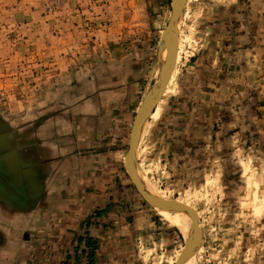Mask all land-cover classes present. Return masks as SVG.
<instances>
[{
    "label": "rangeland",
    "instance_id": "obj_1",
    "mask_svg": "<svg viewBox=\"0 0 264 264\" xmlns=\"http://www.w3.org/2000/svg\"><path fill=\"white\" fill-rule=\"evenodd\" d=\"M173 7V0H0V112L19 125L25 111L120 60L135 89L134 121L157 80V47ZM181 23L166 55L164 93L140 138L142 176L201 232L198 264H264V0H188ZM128 147L129 139L126 155ZM124 172L120 185L113 174L109 210L123 219L105 224L114 264H178L188 247L183 231ZM80 253L66 252L65 263L85 264ZM54 254L40 257L49 264Z\"/></svg>",
    "mask_w": 264,
    "mask_h": 264
},
{
    "label": "crops",
    "instance_id": "obj_2",
    "mask_svg": "<svg viewBox=\"0 0 264 264\" xmlns=\"http://www.w3.org/2000/svg\"><path fill=\"white\" fill-rule=\"evenodd\" d=\"M121 62L105 61V71L25 111L19 125L0 112V264H48L40 257L48 250L49 264H68L66 252L87 250L75 249L86 231L100 242L94 264H114L105 224L123 219L109 212L111 183L116 172L124 184L135 92ZM103 204L109 210L92 217Z\"/></svg>",
    "mask_w": 264,
    "mask_h": 264
},
{
    "label": "water",
    "instance_id": "obj_3",
    "mask_svg": "<svg viewBox=\"0 0 264 264\" xmlns=\"http://www.w3.org/2000/svg\"><path fill=\"white\" fill-rule=\"evenodd\" d=\"M186 3L187 0H181V6L178 11H174L173 9V15L171 19L169 20L163 35L161 36L159 45L157 47V54L159 62L161 63L162 71H163V77L160 80V82L157 83V80L155 81L154 85L151 86L152 91L151 93L147 94L145 93V96L141 102V105L139 106L137 113L135 115L133 126L131 129V134L129 137V147L125 159V166L126 170L128 172V175L132 182L134 183L138 193L142 196V198L145 200L147 204L154 207L155 201H163L166 203L168 208H171L175 212H185L183 211L178 204L171 202L170 200H165L161 196L152 195L146 191H144L143 187L141 186L140 177L138 174V162L136 161V155L138 152V146L140 142L141 133L143 130V126L145 125V122L147 120V117L153 112L156 104H157V98H159L160 95L163 94L168 78L170 73V67L168 64L167 56H165V49L167 47V41L169 36L172 34L174 29L176 28L177 24L182 22L185 10H186ZM174 5V0H173ZM174 8V7H173ZM170 55V54H169ZM197 236H198V229L195 226L194 222L191 223V241L185 250L184 256L181 258L178 264H182L186 259H188L193 252L198 248L197 243Z\"/></svg>",
    "mask_w": 264,
    "mask_h": 264
},
{
    "label": "bare ground",
    "instance_id": "obj_4",
    "mask_svg": "<svg viewBox=\"0 0 264 264\" xmlns=\"http://www.w3.org/2000/svg\"><path fill=\"white\" fill-rule=\"evenodd\" d=\"M174 2H175L174 3L175 11H178L180 9V6H181V0H174ZM186 5H187V3H186ZM184 17H185V14H184ZM181 24L182 23L179 22L177 24L176 28L174 29V31L172 32V34L169 36L168 41H167V47L165 49V56L167 55L168 49L170 48V46L175 41V39H176V33H177V31L179 29V26ZM153 73H154L153 74L154 77L157 79V83L160 82V80L163 77V71H162V67H161V63L159 62V59L156 62V67L154 68ZM152 88L153 87H150V88L147 89V93L148 94L151 93ZM162 95H160L159 98H157V104H158L160 98L162 97ZM143 133H144V130H142L141 137H142ZM134 159H136V161L138 162V167H137L138 168V174H139V177H140L141 186L143 187L144 191H146V192H148V193H150L152 195L160 196V194L157 192V190L155 191V188L146 179V177L143 178V176H142V170H141V165H140V161H139V151L137 152L136 158H134ZM154 209L162 217H164L165 219H167L171 223H173L174 226H177V227H180L181 228V230L183 231V234L186 237V240H187L186 243H187V245H189V243L191 241V230H189L187 228V226H185V223H187L191 227L192 221L186 216V214H184L183 212H178V211L175 212V211H172L171 208H168V206L166 205V203H164L163 201H158V200L155 201V203H154ZM202 242H203V236H202L201 232H199V230H198V236H197L198 248L182 264H198V261L200 260V258L202 256V253H203V250H204L203 245H202Z\"/></svg>",
    "mask_w": 264,
    "mask_h": 264
},
{
    "label": "trees",
    "instance_id": "obj_5",
    "mask_svg": "<svg viewBox=\"0 0 264 264\" xmlns=\"http://www.w3.org/2000/svg\"><path fill=\"white\" fill-rule=\"evenodd\" d=\"M109 210V206H107L105 209H96L94 212H93V215L92 217H97V216H100L102 215L103 213L107 212ZM91 217V218H92ZM91 225V222H90V219H87L86 220V227H87V230L89 228V226ZM82 244L85 246V248H87V250H83L82 255H85V258L86 261L85 264H94L95 263V258H96V252H97V249H98V241L96 239H94L93 237H91L89 231H86L85 234L82 236H79L78 238V242H77V245L75 247L76 251L79 250L80 247H82ZM78 255V254H77Z\"/></svg>",
    "mask_w": 264,
    "mask_h": 264
}]
</instances>
